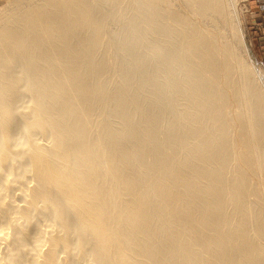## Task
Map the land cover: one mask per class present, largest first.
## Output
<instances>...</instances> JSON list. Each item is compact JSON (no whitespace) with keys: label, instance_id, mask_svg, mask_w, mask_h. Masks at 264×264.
<instances>
[{"label":"bare ground","instance_id":"6f19581e","mask_svg":"<svg viewBox=\"0 0 264 264\" xmlns=\"http://www.w3.org/2000/svg\"><path fill=\"white\" fill-rule=\"evenodd\" d=\"M235 0H5L0 264H264V77Z\"/></svg>","mask_w":264,"mask_h":264},{"label":"rangeland","instance_id":"374dc122","mask_svg":"<svg viewBox=\"0 0 264 264\" xmlns=\"http://www.w3.org/2000/svg\"><path fill=\"white\" fill-rule=\"evenodd\" d=\"M235 6L249 55L264 77V0H235Z\"/></svg>","mask_w":264,"mask_h":264}]
</instances>
